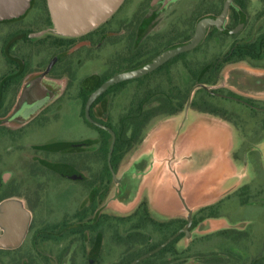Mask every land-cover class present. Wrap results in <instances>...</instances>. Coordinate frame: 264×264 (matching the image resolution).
<instances>
[{
    "label": "rangeland",
    "instance_id": "374dc122",
    "mask_svg": "<svg viewBox=\"0 0 264 264\" xmlns=\"http://www.w3.org/2000/svg\"><path fill=\"white\" fill-rule=\"evenodd\" d=\"M143 1L121 7L122 0L114 23L99 26L101 40L61 60L34 86L61 51L45 37L81 35L53 32L49 12L44 28L28 23L32 10L13 18L33 37L14 49L27 75L0 96V199L19 198L30 219L12 245L0 247V264H128L171 236L155 230L147 212L162 222L187 216L186 205L199 203V195L221 180L232 190L197 205L195 221L192 214L182 218L188 235L179 230V241L144 264H264V0H159L142 31L125 30L122 24L139 15ZM225 4L221 25L208 29L193 50L111 85L89 105L105 132L104 153L100 133L84 122L91 92L79 91L189 42L197 23L220 16ZM155 35L161 39L153 41ZM6 77L0 57V83ZM25 96L36 106L21 117ZM178 105L181 116L168 122L173 116L163 112ZM152 108L161 114L143 127L131 122ZM197 109L216 111L209 115L227 121V128L211 131L214 120H201ZM227 152L231 179L222 165ZM206 205L222 223L199 221L195 213Z\"/></svg>",
    "mask_w": 264,
    "mask_h": 264
},
{
    "label": "water",
    "instance_id": "95a60500",
    "mask_svg": "<svg viewBox=\"0 0 264 264\" xmlns=\"http://www.w3.org/2000/svg\"><path fill=\"white\" fill-rule=\"evenodd\" d=\"M122 0H46L52 23V31L63 36H79L90 32L105 21L116 11ZM29 6V0H0V20L13 19L21 15ZM225 4L218 18H204L197 23L192 39L182 45L173 47L159 54L154 60L144 66L115 75L106 81L101 90L128 79H134L158 68L164 62L179 54L194 49L202 40L205 31L210 26H219L225 16ZM78 46L57 54L49 62L46 72L60 58L72 53ZM188 235L186 229L182 230ZM3 243L0 242V246Z\"/></svg>",
    "mask_w": 264,
    "mask_h": 264
},
{
    "label": "flooded vegetation",
    "instance_id": "af4514ba",
    "mask_svg": "<svg viewBox=\"0 0 264 264\" xmlns=\"http://www.w3.org/2000/svg\"><path fill=\"white\" fill-rule=\"evenodd\" d=\"M128 1L129 0H123L121 7L125 4H127ZM158 1L159 0H150L149 2L147 0L143 1L140 5V9L138 10L139 15L137 14V17L134 16L126 24H122V26H124V29L125 30L133 29V31H134V29L136 28L137 33L142 31L143 25H145V22L150 20V19L147 20V18H149L151 16L148 14V11L151 12V10L154 9V7L157 5ZM27 10H32L33 14H34L33 17L28 21L29 24L35 23L36 25L38 24L39 26H43V28L49 25V22H47L49 15H48V8H47L46 0H29V6H28ZM119 11H120V9H117L116 12L104 23L103 27L108 26V25L111 26L114 23V21L112 19V18H114L113 16L118 14ZM218 17H214V18H218ZM221 23H220V25H221ZM213 27H217V26H210L209 28L206 29L205 34H206L208 29L213 28ZM2 28H4V31H3L4 36L0 38V44H1L0 45V57L4 61L5 72L7 74V77L5 80L2 81V83H0V96L4 92H8V91L12 90L11 88H16L17 86H19V84H20L19 82L24 78L25 75H27V73H28L27 64L24 60L22 61L18 57L14 56V53H15L14 49L18 45L28 44L29 40L33 37L32 31H30L29 26L26 25V23H20L19 21H17V19L0 20V34H2V31H1ZM100 28L101 27H97V29H94L88 33H85L84 35H81L77 38H69V39H71L70 44H68V45L60 44L58 47H56V48L61 49V51H59L58 53L53 55V57L56 56L57 54H60L62 52H65V51L71 49L72 47H74L76 45L78 46L72 53L60 58L59 60H57L52 65V67L46 72L48 64L53 58L52 57L49 60V62L47 63V66L45 67L44 72L39 76V79H37V81L33 84V86L36 85L40 81L41 78H44L45 76L50 74V72L55 68V66L61 60L65 59L67 57H70L71 55L75 54L77 51H79L83 48L89 47L91 45L92 40H95L98 38H99V40H101L103 32H102V29H100ZM205 34H204V36H205ZM204 36H203V38H204ZM45 38L48 39L47 37H45ZM46 39H41V41H40L41 44L46 43V41H47ZM159 39H161V35H155L153 37V41H158ZM48 40H52V39H48ZM201 41H200V43H201ZM144 42L148 43V39H146ZM52 47H54V46H52ZM172 59H174V57H172L168 61L164 62L162 65H160L158 68H156L154 70L160 69L161 67L166 65L168 62H170ZM118 74H120V73H118ZM144 75H146V74H144ZM144 75H142V76H144ZM89 78L92 79L93 77H89ZM108 80H106V81H108ZM106 81H104L100 85V87H98V88L96 86H94L91 89H89V91H86L87 89H85V90L83 89V90L79 91V95H83V96L85 95V92H91L90 97L85 98V104H86L85 107L87 106V108H90L89 105L91 103L93 104V102H97L98 99H96L97 98L96 95L98 94V91L99 92L101 91V93L103 91H105V90H101V87ZM124 81H126V80H124ZM110 87L111 86H109L108 88H110ZM97 89H99V90H97ZM31 94L32 93H30V95ZM23 100H24L23 105H21L19 107L21 117H23L22 114L26 115V114L30 113V111H32V109L36 106V103H34L32 101V97L27 98V96H25ZM83 114H84V112H83ZM174 116H176V115H174ZM83 117H84V115H83ZM5 131L8 133L12 132V131H9L7 129H5ZM6 198H10V197H5L3 199H0V201L4 200ZM79 231H81V230L79 229L78 232ZM182 233H184V232L182 231ZM131 264H133V263H131Z\"/></svg>",
    "mask_w": 264,
    "mask_h": 264
},
{
    "label": "crops",
    "instance_id": "0c3cea01",
    "mask_svg": "<svg viewBox=\"0 0 264 264\" xmlns=\"http://www.w3.org/2000/svg\"><path fill=\"white\" fill-rule=\"evenodd\" d=\"M201 116L200 117L201 120H204L205 117L207 116V118H209V120L213 119V123H211L210 127H212L211 131L214 130L215 131H220L223 128H227V121L222 120V119H218L214 116H211L209 114L206 113H199ZM180 115H176L173 117H170L166 120H168V122L174 123L179 119ZM211 118V119H210ZM167 122V123H168ZM226 125V126H224ZM170 131L167 132V136L170 135L169 133ZM187 130H186V134H187ZM183 133L180 138H179V144H178V151L181 148V141L182 139L186 136V134ZM174 134V133H172ZM151 135V133H150ZM173 136V135H172ZM170 137V136H169ZM175 137V134H174ZM178 138V136H177ZM147 140V139H146ZM145 142V139L144 141ZM144 144V143H143ZM142 144V145H143ZM223 162L222 165L226 167V169L228 170L229 175L227 176L228 179L234 178V172L230 171V164L232 165V157L230 155L229 152L225 153L223 156ZM240 178H237L234 181L235 183L239 182ZM226 180V179H225ZM224 182L221 180V183H218L214 186V187H210L208 189H206L204 192H202L199 195V203H195L194 202L190 203L189 205H186V209L182 210L185 211V214L187 213L188 215H191L194 212V209L196 208L197 205H200V203L202 204H210L212 203L216 198L224 195L225 193H227L228 191L232 190L231 188H222V186L224 187ZM236 188V187H235ZM249 206H246V208ZM179 215V214H178ZM186 215L182 216H171V218L177 217V218H186ZM30 219V212L26 209V206L24 204V202L22 200H20L19 198H6L4 200L0 201V242L3 243L2 246L5 245H12V242L17 240L18 237H20V235L25 231L27 224L29 222ZM222 218H214V219H208L206 221H204V224H213L214 222H221ZM206 222V223H205ZM214 223V224H215ZM222 223V222H221ZM1 247V246H0Z\"/></svg>",
    "mask_w": 264,
    "mask_h": 264
},
{
    "label": "trees",
    "instance_id": "16d2710c",
    "mask_svg": "<svg viewBox=\"0 0 264 264\" xmlns=\"http://www.w3.org/2000/svg\"><path fill=\"white\" fill-rule=\"evenodd\" d=\"M47 22H50L49 17L47 19ZM48 39H52L50 42L51 46L54 47H58L60 44H64V45H68L71 43V39H66V38H59V37H54V36H48ZM181 56L178 55L174 58H177ZM105 81V80H103ZM102 81V82H103ZM100 82L97 84L98 87H100ZM102 84V83H101ZM99 90V89H97ZM103 92L101 93V91H98V94L96 95L98 99L100 96H102ZM95 98V97H94ZM89 108H85L84 111V122L86 125H88L89 127L97 130L100 133V140H101V147L104 149V153H106L107 147H106V140H105V132L100 129L98 127V124L96 121H93V119L91 118L89 112H87ZM181 110V106L178 105L177 109H172L169 112H163L169 116H174L176 114H178ZM198 110V109H197ZM199 112L202 113H208V114H212L214 116H218L216 111H201L198 110ZM161 110L159 108H152L149 109L147 111H145L144 113L140 114L139 117L134 118L131 122L137 127H143L151 118L158 116L159 114H161ZM137 130V129H136ZM136 133V132H135ZM137 133L134 135V132L131 134V139H135L136 138ZM3 199V198H2ZM210 205H206L203 206L201 208H199L196 211V215L199 216V221L201 220H207V219H214L217 218L216 214L214 211H211L210 209ZM147 212V211H146ZM147 212V220L148 222L151 223V225L153 226V228L155 230H157L159 233H161L164 236H168L171 235L169 238H167L164 242H162L159 245L156 246H149V248H147V251L145 252H139V254H136L134 257L130 258V262H128V264H144L145 262H150L153 258H157L159 256H161L163 253L166 252L167 249H169L174 242H177V240L179 241V236H181L182 234L180 233L182 230V228H184L187 224L186 220L182 219V218H177V219H168L166 221H155L153 220V218L150 216V213ZM194 215H191V219L192 221L195 219ZM176 228V229H174ZM179 231V232H178ZM227 230L222 231V233L226 232ZM181 234V235H180ZM184 262H182L181 264H183ZM160 264H173L171 261L168 262H163ZM206 264H211L209 262H206Z\"/></svg>",
    "mask_w": 264,
    "mask_h": 264
}]
</instances>
